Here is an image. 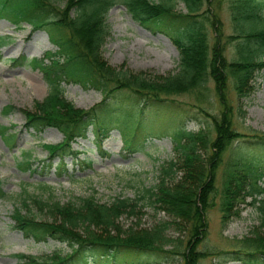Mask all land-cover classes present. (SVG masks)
Here are the masks:
<instances>
[{
    "label": "trees",
    "instance_id": "1",
    "mask_svg": "<svg viewBox=\"0 0 264 264\" xmlns=\"http://www.w3.org/2000/svg\"><path fill=\"white\" fill-rule=\"evenodd\" d=\"M181 1L186 13L174 11L173 5L164 2L121 0L133 21L153 34L164 35L177 50L176 71L163 76L114 67L103 57L110 36L107 13L118 0H66L62 8L57 0H0V20L15 28L27 25L32 32H44L55 48L43 59L29 61L48 87L46 97L36 102L32 111L8 105L3 115L20 111L25 129L37 135L56 129L67 140L82 137L89 127L101 139L116 127L128 152L167 136L174 153L160 166L156 185L146 190L150 206L170 222L151 229L121 230L119 220L134 216L138 205L128 198H115L109 204H100L93 196L66 203L23 198L11 215L14 228L25 239L54 241L67 252L42 257L17 255L16 264H174L177 259L178 264H199L209 256L264 264V168L257 162L264 157V132H241L233 110L241 118L244 113L227 95L231 81L236 98H248L254 91V74L264 68V0H228L231 34L226 37L222 22L212 12L222 0ZM232 44L238 58L228 62L225 50ZM12 63L23 64L18 60ZM210 81L217 114L208 111L210 105L176 100L187 94L203 96ZM70 84L99 92L101 101L89 110L77 108L64 97L63 86ZM188 120L196 123V131L185 129ZM9 130L0 127L6 147L15 144V134ZM249 139L247 148L234 146ZM44 147L53 157L67 155L70 145L63 142ZM225 153H230V158L224 163L218 190L215 173ZM74 161L78 162L77 157ZM89 162H80V166L89 167ZM22 167L28 170L29 163ZM45 168L42 162L41 170ZM56 170L59 176L65 174L64 163ZM217 192L222 230L247 206L258 212L259 224L241 239H224L229 249L215 252L205 242L209 233L206 213ZM6 198L0 183V200ZM30 206L46 219L30 217L26 213ZM170 228L181 235L168 239Z\"/></svg>",
    "mask_w": 264,
    "mask_h": 264
},
{
    "label": "rangeland",
    "instance_id": "2",
    "mask_svg": "<svg viewBox=\"0 0 264 264\" xmlns=\"http://www.w3.org/2000/svg\"><path fill=\"white\" fill-rule=\"evenodd\" d=\"M118 1L107 13L110 36L103 47V57L114 67L123 66L134 72L163 76L174 73L178 65V53L172 43L164 35L153 34L133 21L121 0ZM151 1L173 5L174 11L186 13V7L181 0ZM65 3L66 0H57L56 4L62 8ZM228 8L229 1L222 0L212 9L222 22L225 37L231 34ZM211 33L209 28V34ZM0 40V127L9 128L8 133L15 134L14 146L8 147L0 136V183L7 195L6 199L0 200V264H16L17 255L42 257L54 252H67L64 245L54 241L35 243L25 239L14 228L11 215L14 208L20 207L19 202L23 198H52L66 203L93 196L100 204H109L115 198H128L138 205L134 216L125 215L119 220L121 230L151 229L158 223L170 222L165 214L150 206L146 193V190L156 185L160 166L174 156L170 139L167 136L159 140L151 139L136 152H128L124 150L123 140L116 127L107 130L101 139H98L89 127L82 137L70 140L65 139L56 129H48L39 135L25 129V118L20 111L3 115L2 110L11 105L19 110L32 111L34 104L46 97L48 87L41 73L34 69L29 61L43 59L45 54L55 51V48L44 32H32L27 25L15 28L4 20H0ZM225 56L228 62L238 58L233 44L227 45ZM13 60L23 64L14 65ZM253 77V93L241 100L236 98L232 82L228 83L227 95L230 103L239 104L244 113L241 118L235 109L233 110L237 127L245 134H248L249 130L264 132V68L257 71ZM206 88L203 96L198 97L196 93L187 94L176 100L189 105H196V102L204 107L210 105L208 111L217 114L218 104L213 83L210 81ZM63 89L65 99L81 110H89L102 99L99 92L85 91L78 85H64ZM183 126L190 131L198 129L196 123L189 120L184 122ZM63 142L70 145L67 155L59 153L50 157L44 146H58ZM250 142V139L239 140L238 145L234 146L247 148ZM246 155L244 156L247 158H253L252 154ZM229 156L230 153L223 155L222 164L215 173V186L218 190L222 184L224 163L229 160ZM75 157L78 162L74 161ZM84 161H90L89 167L80 166V162ZM26 162L29 163L28 170L22 167ZM42 162L47 166L43 170ZM60 162L64 163L66 170L61 176L56 170ZM257 162L264 168V157ZM41 187L46 189L42 190ZM262 187L264 188V180ZM219 195V192L214 194V205H211L206 213L209 233L205 244L215 252L229 249L224 239H241L259 224L258 212L247 206L242 209L239 218L234 219L222 230ZM35 209L30 206L26 213L36 220H45L44 214ZM166 234L168 239L173 240L181 235L174 231V228H170ZM180 247V250H183V245ZM176 262L174 264H178L179 260ZM199 264L240 263L229 258L217 260L214 256H209L199 261Z\"/></svg>",
    "mask_w": 264,
    "mask_h": 264
},
{
    "label": "bare ground",
    "instance_id": "3",
    "mask_svg": "<svg viewBox=\"0 0 264 264\" xmlns=\"http://www.w3.org/2000/svg\"><path fill=\"white\" fill-rule=\"evenodd\" d=\"M28 38V37H27ZM162 39H164L166 42H168L165 38L161 37Z\"/></svg>",
    "mask_w": 264,
    "mask_h": 264
}]
</instances>
